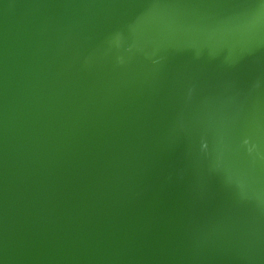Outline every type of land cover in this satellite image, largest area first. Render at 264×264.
I'll return each instance as SVG.
<instances>
[{
  "label": "water",
  "instance_id": "water-1",
  "mask_svg": "<svg viewBox=\"0 0 264 264\" xmlns=\"http://www.w3.org/2000/svg\"><path fill=\"white\" fill-rule=\"evenodd\" d=\"M262 5L0 0V264H264Z\"/></svg>",
  "mask_w": 264,
  "mask_h": 264
},
{
  "label": "bare ground",
  "instance_id": "bare-ground-1",
  "mask_svg": "<svg viewBox=\"0 0 264 264\" xmlns=\"http://www.w3.org/2000/svg\"><path fill=\"white\" fill-rule=\"evenodd\" d=\"M240 91V90H239ZM238 96V95H237ZM241 97H245L242 93H241ZM179 240L181 241V239L179 238ZM188 243L185 242H178V247L179 248H185L186 250L188 249ZM245 254H247L249 257H247L248 259H254L257 257V255L250 249L245 250Z\"/></svg>",
  "mask_w": 264,
  "mask_h": 264
},
{
  "label": "rangeland",
  "instance_id": "rangeland-1",
  "mask_svg": "<svg viewBox=\"0 0 264 264\" xmlns=\"http://www.w3.org/2000/svg\"><path fill=\"white\" fill-rule=\"evenodd\" d=\"M256 1L260 4V5H262V3H263V5L260 7L261 9H259L258 11H257V13H258V16L256 17L257 18V20H258V22H264V0H255V4H256ZM261 11V12H260ZM260 12V13H259Z\"/></svg>",
  "mask_w": 264,
  "mask_h": 264
}]
</instances>
